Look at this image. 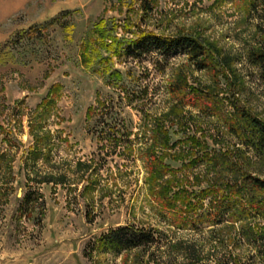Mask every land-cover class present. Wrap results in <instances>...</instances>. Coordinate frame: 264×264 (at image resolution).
I'll list each match as a JSON object with an SVG mask.
<instances>
[{
  "label": "rangeland",
  "instance_id": "rangeland-1",
  "mask_svg": "<svg viewBox=\"0 0 264 264\" xmlns=\"http://www.w3.org/2000/svg\"><path fill=\"white\" fill-rule=\"evenodd\" d=\"M147 34L197 40L214 71L196 70L180 50L124 55ZM261 41L259 1L0 0V264H185L189 251L196 264H264V217L176 229L151 202L143 163L158 124L169 134L166 178L188 192L230 180L203 169V153H224L264 180V160L238 156L222 120L190 105L162 120L174 103L169 86L183 78L186 93L206 94L223 116L239 109L264 122V76L249 58ZM208 199L196 214L213 213ZM122 227L156 231L159 247L93 246Z\"/></svg>",
  "mask_w": 264,
  "mask_h": 264
},
{
  "label": "trees",
  "instance_id": "trees-1",
  "mask_svg": "<svg viewBox=\"0 0 264 264\" xmlns=\"http://www.w3.org/2000/svg\"><path fill=\"white\" fill-rule=\"evenodd\" d=\"M259 1L264 13V0ZM258 4V3H257ZM254 5L253 7H255ZM96 30L100 37L104 35L102 31V22L96 25ZM103 38L100 46L103 45ZM255 51L249 54L251 63L256 66L264 76V41ZM156 50L160 53H170L180 50L187 57L188 61L195 67L196 70L214 71L212 58L206 47L190 37H181L178 39H167L147 34L139 37L133 43L126 45L123 53L127 57H139L149 50ZM86 49H83L81 58L83 64H87V59L84 56ZM103 61H106L103 59ZM90 62V60H89ZM112 75L121 80V75L114 71ZM186 82L183 78H178L177 83L169 89L168 94H171L174 103L163 114V122L167 120L178 119L181 116L184 106L190 105L197 107L202 112H207L209 117H215L222 120L224 127L238 140L241 147H235L238 156L246 159L247 151L252 152L258 159L264 160V122L252 118L244 110H235L229 115L230 118L223 116L219 109L212 104L210 98L206 94L186 93ZM52 88L47 96L39 105V109L46 111V107L53 102ZM194 92V90H191ZM233 117H235L233 119ZM158 124L151 130L150 143L147 145L144 154V169L146 190L151 202L156 208L163 212H167L171 218H174L176 229H183L187 226L193 227L206 222H211L216 225L220 222H226L230 225L237 221L243 220L246 217H264V180L252 176L249 172L238 168L233 164V161L223 154H206L200 155L198 162L207 171L210 167L215 171V174L224 172L230 174V180L221 183L219 187L208 185L198 191V195L194 192H188L183 185L176 184L175 180H167V171L164 169L163 159L166 150L169 149V134L167 129L161 130ZM128 140L127 133L122 135ZM193 141V139H191ZM42 140H35L34 153H40L42 149ZM246 149V150H245ZM204 148H202V151ZM130 151V150H129ZM202 153V152H201ZM38 156V155H37ZM90 164V163H89ZM89 164L78 162V166H82V171L91 169ZM233 164V165H231ZM221 168L220 171L219 169ZM92 173V169H91ZM207 181V180H206ZM45 182L60 184L61 181H56L50 177ZM84 189H88L89 181ZM208 182V181H207ZM174 184V186L172 185ZM94 185V184H93ZM197 202L193 203V198ZM262 197V198H261ZM209 198V199H208ZM208 199V208L213 210V213L196 214L197 210L202 208L204 200ZM192 217L194 219H192ZM212 218V220L210 219ZM224 218V219H223ZM154 230H139L133 227H122L116 230L109 231V234L103 235L93 246L95 248H112L119 251H127L131 249H139L143 252L151 247H159L160 239L155 236ZM110 246V247H109ZM191 249V247H188ZM188 251V250H186ZM189 253V261L185 264H196L194 253ZM184 264V263H183ZM224 264V263H223Z\"/></svg>",
  "mask_w": 264,
  "mask_h": 264
}]
</instances>
